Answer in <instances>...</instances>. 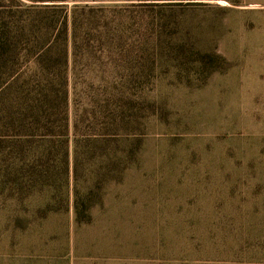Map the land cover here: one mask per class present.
I'll use <instances>...</instances> for the list:
<instances>
[{
    "label": "rangeland",
    "instance_id": "rangeland-1",
    "mask_svg": "<svg viewBox=\"0 0 264 264\" xmlns=\"http://www.w3.org/2000/svg\"><path fill=\"white\" fill-rule=\"evenodd\" d=\"M246 4L110 2L49 128L0 86V264H264V6Z\"/></svg>",
    "mask_w": 264,
    "mask_h": 264
},
{
    "label": "trees",
    "instance_id": "trees-1",
    "mask_svg": "<svg viewBox=\"0 0 264 264\" xmlns=\"http://www.w3.org/2000/svg\"><path fill=\"white\" fill-rule=\"evenodd\" d=\"M30 1V5L0 4V86L4 84L3 89H8L6 92L2 89V100L9 99L6 101L10 107L9 117L21 119L24 127L34 126L44 117V126L49 128L53 122L50 115L60 103H67L70 55L77 50H90L91 40L100 39L107 30L108 20L118 15L115 14L116 5L110 2L122 0ZM55 11L60 13L55 14ZM32 50L35 58L31 56ZM23 51L31 56L26 66L36 65L30 75L19 63ZM30 82L36 86L32 91L37 96L28 97L26 102L14 101V93L19 89L23 92ZM7 93L10 94L6 98ZM12 107L16 110H11ZM86 209V204L76 200L78 222L90 219Z\"/></svg>",
    "mask_w": 264,
    "mask_h": 264
},
{
    "label": "crops",
    "instance_id": "crops-1",
    "mask_svg": "<svg viewBox=\"0 0 264 264\" xmlns=\"http://www.w3.org/2000/svg\"><path fill=\"white\" fill-rule=\"evenodd\" d=\"M247 1V7L249 8H261L264 6V0H246Z\"/></svg>",
    "mask_w": 264,
    "mask_h": 264
}]
</instances>
